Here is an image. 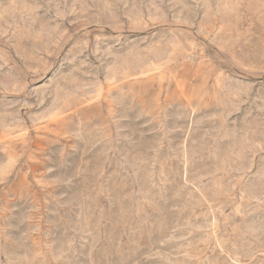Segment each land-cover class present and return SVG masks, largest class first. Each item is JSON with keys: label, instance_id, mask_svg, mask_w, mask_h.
<instances>
[{"label": "rangeland", "instance_id": "obj_1", "mask_svg": "<svg viewBox=\"0 0 264 264\" xmlns=\"http://www.w3.org/2000/svg\"><path fill=\"white\" fill-rule=\"evenodd\" d=\"M0 264H264V0H0Z\"/></svg>", "mask_w": 264, "mask_h": 264}]
</instances>
